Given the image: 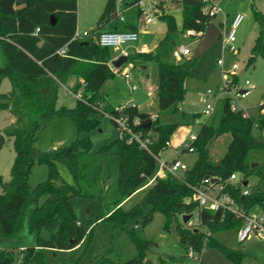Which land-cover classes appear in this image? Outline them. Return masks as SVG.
<instances>
[{"label": "trees", "instance_id": "obj_1", "mask_svg": "<svg viewBox=\"0 0 264 264\" xmlns=\"http://www.w3.org/2000/svg\"><path fill=\"white\" fill-rule=\"evenodd\" d=\"M117 1L106 0L91 35L104 31L137 32V25L126 21L124 14L135 10L134 18L141 17L143 12L138 6L141 0ZM174 2L180 4V21L157 5L159 10L155 15L165 25L164 35L153 50L132 52L125 63L131 65V70H143L149 64L155 68L153 90L157 112L147 113L135 104L124 105L118 112L121 106L113 108L105 103L103 87L114 76L108 66L113 54L110 48L99 46L91 37L71 41L77 28L76 0H0V82L6 79L10 84L8 93L0 98V112L8 111L13 118L0 133L12 141L14 150L10 178L5 182L0 180V237L19 232L26 209L33 206L28 227L36 238L33 247L18 252L0 250V264H46L41 249L71 251L78 247L86 232L77 224L70 205L72 197L96 201L97 221L121 229L128 224L136 229L138 222L146 226L155 213H160L165 220L164 229L170 232L176 215L192 216L196 212L197 227H180L179 223L174 227L183 252L187 254L191 248L198 255L214 248L230 264H246L239 249L227 247L215 237L219 230L237 231L243 219L222 208L199 209L191 198L193 190L200 187L203 180L214 179V184H222L223 192L240 209L247 213L252 210L264 213V113L256 118H244L241 111L230 109L229 97L221 98L217 120L201 122L196 139L190 145L196 154L192 167L178 177L166 173L145 186L156 171L153 155L167 148L169 136L176 127L170 123L171 115L183 113L178 105L184 98L183 83L190 76L191 60L177 63L171 53L187 31H204L216 17L204 11L207 0ZM250 11L257 34L247 64L264 57V13L252 4ZM50 16L55 18L53 25ZM63 47L65 54L59 55L57 51ZM71 47L73 50L69 52ZM143 75L148 77L147 73ZM232 79L235 82L237 75ZM62 87L74 95L79 94L73 108L58 104ZM217 88H206L203 96L209 89L217 92ZM226 89L230 90L231 84ZM258 107L264 110V103L259 102ZM94 112L120 115L128 122L138 119L135 129L148 135L153 130L155 134L151 135L154 142L150 151L118 135L94 153L88 141L72 142L67 147L43 153L37 150V130L45 123L55 117L68 116L78 132L87 131L95 126V120L90 119ZM160 114L170 119L165 118L161 123ZM199 116L200 112L194 117ZM149 123L150 128L146 129L144 126ZM224 133L230 135V141L221 159L213 161L206 145ZM59 163L71 174V184L62 180L56 168ZM36 164L45 165L48 176L30 192L27 181ZM230 175L239 178L234 185L228 182ZM249 179L256 182L248 190L241 182L248 184ZM144 186L146 190L139 201L123 209L122 203ZM244 189L248 191L245 196L242 195ZM127 237L136 249L135 257L123 263L105 257L94 264H142L155 243L140 238L134 230L127 231Z\"/></svg>", "mask_w": 264, "mask_h": 264}, {"label": "rangeland", "instance_id": "obj_2", "mask_svg": "<svg viewBox=\"0 0 264 264\" xmlns=\"http://www.w3.org/2000/svg\"><path fill=\"white\" fill-rule=\"evenodd\" d=\"M174 1L176 0H143V6L141 7L143 15L139 18H134L135 10H131V12L125 11L126 21L136 24L138 30L145 28L146 32L140 34L137 43L122 45L121 48L132 53L138 51L142 43L148 39L157 41V39L161 38L165 32V25L155 15L159 10L157 5L172 13L177 22H179L181 16L178 10H173V6L177 4ZM105 2L106 0H76V25L78 32H90L95 28L96 21L101 15ZM213 3L220 10L213 20L215 24H221L220 38L197 58L193 56V52L199 39L196 42L197 44H193L195 38L184 34L176 42V46L188 47L191 51L188 57L174 60L177 63H181L185 59H190V76L183 83L185 89L184 98L178 105L183 113L171 115L170 123L175 124L176 127L169 136L170 145L160 152L159 156L161 159L178 158L187 169L191 168L196 161V154L187 153L183 151V148L190 143L189 136L192 134L197 135L198 133L199 125L194 123V116L204 106L202 99L206 88L223 86L228 80V82H231V88H233L225 96L230 98L232 105L238 109H243L250 118H256L259 114L264 113V110L260 111L258 107L259 102L264 103V57L258 58L252 64H247V59L250 56L257 34V27L251 15L250 5L252 4L253 7L264 13V0H210L207 2L206 7ZM237 13L243 14L244 19L236 30V41L233 43V50L231 48L222 49L224 36L230 27L232 18ZM148 14H151L152 22L144 25V16ZM72 50L73 47H71L69 52H72ZM111 52L115 56L118 50L114 51L111 49ZM217 60H222L223 65H217ZM233 63L237 65L235 71L231 69ZM130 68V64L123 65L120 73L114 74L113 78L105 83L103 87L105 103L113 108L135 104L141 111L147 113L157 112L153 90L154 66L149 64L143 70H131ZM242 70L243 72L240 73ZM127 72L130 75L128 80L123 76ZM143 73H147L148 77L144 78ZM235 75H237V80L233 82L232 78ZM245 81H248L253 86V89L249 91V94L244 99H239L236 94L239 90L245 89ZM132 85L136 86L134 91H131ZM9 88V82L3 79L0 82V98L8 93L7 90ZM74 100L75 98L63 87L60 88L58 104H64L70 108V104ZM218 114L219 106L217 104L214 113L206 120V123L211 122L213 119L216 121ZM165 118V115L160 114L161 123L165 121ZM90 119L95 120V126L90 130L79 132L68 116L51 119L37 130V150L43 153L52 149L67 147L72 142L88 141L91 146V153H94L116 139L117 127L108 115L94 112L90 115ZM12 120L13 118L8 111H1L0 130L8 127ZM150 134L155 135L153 130L150 131ZM229 141L230 135L224 133L207 143L206 148L213 161L221 159ZM13 158L12 141L4 138V142L0 147V180L2 182L8 181L10 178ZM56 168L62 180L71 184L72 176L66 167L59 163ZM47 176L48 169L45 165H34L27 181L29 191L32 192L38 184L46 181ZM255 182V179H249L246 188L249 190ZM145 190L146 187L137 190L122 203V208L128 209L137 203ZM70 205L77 222L86 232V235L80 245L71 251L41 249V257L46 264H94L97 260L105 257L117 263H123L135 257L137 253L133 243L127 237V231L131 230H134L140 238L155 243L146 253L142 264L145 261H148V264H180L181 262L185 264H230L214 248L206 249L198 255L194 254L198 256V260L183 252L174 227L177 223L180 224V227H197L196 212L185 223L182 222L181 215H176V220L173 219L171 222L170 232H167L164 229V217L160 213H155L152 221L146 226H141L138 222L136 229H134L133 224H128L121 229L113 228L106 222L97 221L98 204L94 200L72 197ZM32 207L29 206L26 209L19 232L7 237H0V250L18 252L17 250L21 251L36 245V238L29 232L28 227ZM249 214L257 216L260 213L257 210H252ZM201 230L209 232L208 229L201 228ZM215 237L221 244L239 249L244 254V263L264 264V233L251 234L243 242H238L236 230H219L215 233Z\"/></svg>", "mask_w": 264, "mask_h": 264}, {"label": "built area", "instance_id": "obj_3", "mask_svg": "<svg viewBox=\"0 0 264 264\" xmlns=\"http://www.w3.org/2000/svg\"><path fill=\"white\" fill-rule=\"evenodd\" d=\"M210 1V0H207ZM119 3V0L117 1ZM138 6L141 8L143 6V0H141L138 3ZM204 11L208 12L209 16H216V14L220 11L219 8L213 3L207 7H205ZM143 12V11H142ZM244 19L243 14L237 13L234 15V17L231 20L230 27L224 36V40L222 42V49H228L231 48L233 50V43L236 41V30L241 25L242 21ZM122 20V18H120ZM143 22L145 24H148L151 22V14L145 15ZM206 30V29H205ZM204 31H187L185 34L186 36H192L195 38L193 44H197V40L199 41L204 36ZM37 31V29L35 30ZM83 37H91L94 41H96L99 46L110 48L114 51L118 50V53L112 57L110 60L108 66L109 69L113 74H118L119 68L114 67L111 62L114 60H117L119 57L124 56L126 59L128 58L130 52L126 49L121 48L122 45H128V44H134L138 41V33L132 32V31H104L101 32L98 35H91L90 32L84 31V32H78L76 30L73 38L71 41H77L78 39H81ZM59 55L65 54V47L59 49L57 51ZM191 51L188 47L183 46H177L175 49H173L171 53V58L173 60H180L183 57H188L190 55ZM217 65H223L222 60H217ZM125 65V64H124ZM232 71H235L237 69L236 63H233L231 65ZM125 79H130V75L128 73L123 74ZM231 82H226L223 86H218L217 92H214L213 90L209 89L207 90L205 96H203V103L204 106L202 110L200 111V116L194 118V123L196 125H200L201 122L205 123L206 120L212 116L214 113L217 104L219 103L220 99L223 97H226L230 90H227L226 87L230 85ZM245 89H241L237 92L236 97L239 99H244L251 89H253V86L248 82L245 81ZM64 88V87H63ZM136 89L135 85L131 86V91H134ZM69 94H71L74 98H79V94H72L68 89L64 88ZM217 95V96H216ZM133 105V104H130ZM124 105L121 107H118V112H121L124 109ZM230 109L232 111H241L242 117L248 118L249 115L247 112H245L243 109H238L236 106L230 104ZM109 118L112 120V122L117 127V135L119 138H123L126 136L127 141L129 143H135L138 145L140 149H144L146 151H150V146L154 142V138L151 135L144 134L141 130L135 129L137 125H139L138 119H133L131 122L127 121V118L123 116H109ZM153 117H151L152 119ZM196 139V135L192 134L189 136L190 143L185 146L187 153H193V149L191 148V143ZM170 145V142L168 141L166 146L168 147ZM160 154V153H159ZM159 154L153 155V157L156 160L157 167L156 171L153 175V177L148 181V183L145 185H149L155 178H163L166 173L178 177L183 172L187 170V168L181 163V161L178 158H167V159H161ZM239 178L236 175H230L228 182L231 185H234ZM243 183L241 182V185ZM144 186V187H145ZM243 186V185H242ZM223 185L222 184H214V182L210 179L203 180L200 187H197L193 190L192 200L196 202L197 207L199 209H207L210 211H215L217 209H226L233 214H235L237 217H240L243 219V224L237 229L236 231V237L238 242H243L245 239L249 237L251 234H259L264 233V213H260L257 216L250 215L249 213L245 212L244 210L240 209L235 202L230 198V196L223 192ZM248 194L247 189L242 190V195L245 196ZM79 224V223H77ZM187 255L190 257H195V260H198V257L194 255L191 248H188ZM185 264V263H181Z\"/></svg>", "mask_w": 264, "mask_h": 264}, {"label": "water", "instance_id": "obj_4", "mask_svg": "<svg viewBox=\"0 0 264 264\" xmlns=\"http://www.w3.org/2000/svg\"><path fill=\"white\" fill-rule=\"evenodd\" d=\"M180 8V4H175L173 6V10H179ZM50 20L52 22V25L55 22V18L53 16H50ZM221 35V30L218 24H215L214 22L209 23V25L207 26L204 36L202 37V39L198 42L196 48L194 49L193 52V56L195 58L199 57L206 49H208L210 46H212V44L217 41L220 38ZM127 59L124 56L119 57L117 60H114L111 62V64L116 67L119 68L122 65H124L126 63ZM243 70L240 72L242 73ZM75 106V102H72L70 104V108H73ZM170 118H167V121ZM146 129L150 128V123L146 124L144 126ZM4 142V136L2 134H0V147L2 146ZM213 182L215 181L214 179L212 180ZM243 186L247 185V182H243L242 184ZM191 218V215H185L182 216V222L185 223L187 222L189 219ZM144 264H148V261H145Z\"/></svg>", "mask_w": 264, "mask_h": 264}, {"label": "crops", "instance_id": "obj_5", "mask_svg": "<svg viewBox=\"0 0 264 264\" xmlns=\"http://www.w3.org/2000/svg\"><path fill=\"white\" fill-rule=\"evenodd\" d=\"M105 5V4H104ZM128 12H131V10H128ZM152 22V21H151ZM150 22V23H151ZM150 23H148V24H150ZM143 24L144 25H146L144 22H143ZM112 26V24L111 25H109V26H107L106 28H110ZM76 30H77V28H76ZM146 32V29L144 28H142L141 30H138L137 29V33H138V41H139V36H140V34H143V33H145ZM160 39V38H159ZM159 39H157V41H155V40H153V39H148L147 41H145V42H143L142 43V45L140 46V48H139V50L138 51H134V52H144V51H151V50H153L154 48H155V46L157 45V42L159 41ZM137 41V42H138ZM136 42V43H137ZM154 42V43H153ZM153 43V44H152ZM131 53V52H130ZM113 57H114V55H113ZM10 89V88H9ZM9 89L7 90V91H9Z\"/></svg>", "mask_w": 264, "mask_h": 264}]
</instances>
